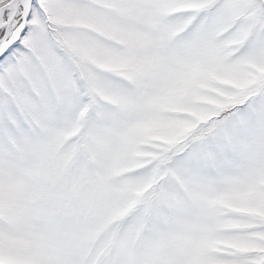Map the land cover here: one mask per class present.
Wrapping results in <instances>:
<instances>
[{
    "label": "snow or ice",
    "instance_id": "6c2138e0",
    "mask_svg": "<svg viewBox=\"0 0 264 264\" xmlns=\"http://www.w3.org/2000/svg\"><path fill=\"white\" fill-rule=\"evenodd\" d=\"M0 264H264V0H0Z\"/></svg>",
    "mask_w": 264,
    "mask_h": 264
}]
</instances>
